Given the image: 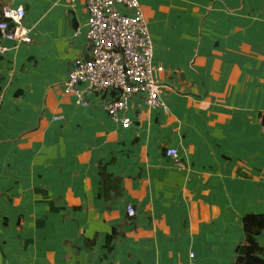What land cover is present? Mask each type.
<instances>
[{
  "label": "crops",
  "instance_id": "1",
  "mask_svg": "<svg viewBox=\"0 0 264 264\" xmlns=\"http://www.w3.org/2000/svg\"><path fill=\"white\" fill-rule=\"evenodd\" d=\"M139 2L166 110L139 92L123 126L63 92L84 0H0L31 36L0 39V264H234L264 213V0Z\"/></svg>",
  "mask_w": 264,
  "mask_h": 264
},
{
  "label": "built area",
  "instance_id": "2",
  "mask_svg": "<svg viewBox=\"0 0 264 264\" xmlns=\"http://www.w3.org/2000/svg\"><path fill=\"white\" fill-rule=\"evenodd\" d=\"M74 0H70L73 2ZM88 12L85 50L71 62L63 82V92L74 96L76 104L88 106L90 94L111 91L113 98L104 105L108 115L129 126L128 117L119 116L127 100L139 92L145 93L148 107H163L162 95L168 87L160 83L154 72L152 42L139 0H84ZM22 6H1L0 39L31 42L30 29L23 25ZM6 47L0 45V52ZM260 130L264 134V120ZM166 156L179 165L184 164L175 147L165 150ZM125 213L133 217L135 210L126 204Z\"/></svg>",
  "mask_w": 264,
  "mask_h": 264
},
{
  "label": "trees",
  "instance_id": "3",
  "mask_svg": "<svg viewBox=\"0 0 264 264\" xmlns=\"http://www.w3.org/2000/svg\"><path fill=\"white\" fill-rule=\"evenodd\" d=\"M242 225L245 242L236 247L234 264H264L263 248L257 240V236L264 232V213L246 214L242 219Z\"/></svg>",
  "mask_w": 264,
  "mask_h": 264
}]
</instances>
